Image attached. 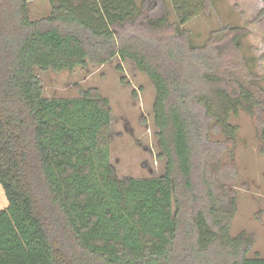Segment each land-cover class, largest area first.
<instances>
[{
    "label": "trees",
    "instance_id": "1",
    "mask_svg": "<svg viewBox=\"0 0 264 264\" xmlns=\"http://www.w3.org/2000/svg\"><path fill=\"white\" fill-rule=\"evenodd\" d=\"M30 1L0 0V184L8 202L0 209V264H264L247 255L252 234H230V214L206 171L220 144L213 136L232 142L238 127L229 119L241 109L260 125L264 153V95L221 72L214 45L230 36L238 48V37L249 35L264 73V0H232L240 25L221 27L200 46L177 25L209 0H169L174 23L165 0H49L41 20L29 18ZM115 56L154 84L165 159L158 176L116 175L111 110L98 88L43 94L37 69L72 71ZM221 76L231 88L204 89Z\"/></svg>",
    "mask_w": 264,
    "mask_h": 264
},
{
    "label": "rangeland",
    "instance_id": "2",
    "mask_svg": "<svg viewBox=\"0 0 264 264\" xmlns=\"http://www.w3.org/2000/svg\"><path fill=\"white\" fill-rule=\"evenodd\" d=\"M232 0H209L207 8L184 24L177 25L187 32L191 45L206 43L221 27L239 26L240 12L231 4ZM165 14L169 23L176 21V15L169 0H165ZM51 12L49 0H32L27 3L30 19L47 18ZM216 32V33H215ZM214 45L222 53L220 59L223 73H235L250 89L264 95V73L259 72L254 55L255 49L249 35L238 37V48L230 43V36ZM261 49H264L263 47ZM264 68V64L262 66ZM38 77L46 97H75L78 88L96 87L108 98L111 110L107 132L110 136V161L118 177L136 178L160 175L165 159L159 157L160 148L157 128L153 120L155 87L149 76L142 72L130 59L113 57L103 64L75 67L72 71L60 72L51 69L38 70ZM236 84V81H235ZM204 89L212 86L231 88L227 77L218 81H205ZM230 122L238 127L235 139L226 141L219 134L213 136L220 144L215 145L208 160L207 176L213 181V191L221 201L222 211L229 213V231L236 235L241 231L252 234L253 245L248 256L264 257V153L260 125L255 116L241 109L231 114ZM203 169L195 179L202 182ZM8 205L0 184V209ZM209 218H211L209 216Z\"/></svg>",
    "mask_w": 264,
    "mask_h": 264
}]
</instances>
